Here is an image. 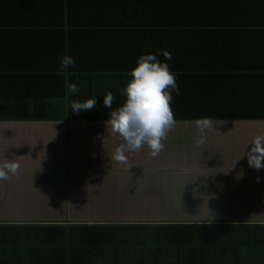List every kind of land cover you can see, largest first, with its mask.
<instances>
[{
    "label": "trees",
    "instance_id": "1",
    "mask_svg": "<svg viewBox=\"0 0 264 264\" xmlns=\"http://www.w3.org/2000/svg\"><path fill=\"white\" fill-rule=\"evenodd\" d=\"M127 1L133 4L132 8H140L139 15L145 22L156 20L158 16V21H170L166 17L168 10L162 7L164 0H113V4L102 5H95L93 0H69L64 12L59 9L51 17H54L55 29L49 30V34L56 42L55 48L48 49L34 38H26L18 49H35L33 56L27 53L28 59L21 63V56L17 53L12 55L7 66L1 68L0 122L106 121L109 109L103 107L104 95L112 93V109L123 103L126 83L123 80L130 79L129 75L123 74L134 67L135 60L142 54H136L141 45L149 44L148 40L141 39L143 35H137V30L115 22L124 19L120 16L126 17L123 8ZM105 9L109 19L103 20L101 12ZM132 14L136 15V12ZM166 32L167 29L157 30L158 40L154 44L157 43V58L162 59L159 62L169 65L176 82L185 79L183 72L195 74L198 78H191L194 86L199 87V78H202V82L209 83L207 93L216 95L217 88L199 76L203 61L194 44L187 41L189 44L173 45ZM159 41L164 42L161 45ZM124 42L132 43L128 55H116L118 59L111 60V53H118L115 48ZM165 52L170 54V60L163 55ZM65 54L73 58L74 65L61 71L60 59ZM69 83L77 85L76 93L67 92ZM182 85L186 89V84ZM190 95L195 99V107L191 103H176V94L171 92L169 105L175 122L204 118L236 120L240 117L241 108L236 106L239 100L232 99L229 103L208 101L204 104L206 108L200 110V95L192 91ZM87 98H96L94 109L78 113L71 111L73 103ZM68 141L71 149L70 140L66 146ZM79 146L83 147L81 141ZM168 148L164 145L155 156L144 152V158L140 152L125 153L126 159L121 164L130 170V175L143 169L145 173H153L139 179L168 181L169 169L181 170L183 166L180 160L170 158ZM108 155V152L101 154L102 158ZM84 162L85 159L81 158L73 163L76 172H71L66 164L63 166L65 172L61 173L52 166L54 162L50 155L47 156L50 167L44 168L41 164L40 173L31 177L36 184L30 189L31 196L26 194L23 198L26 204L18 208L12 205L10 211L3 213L4 218L0 220V264H221L226 259L234 261L240 257L238 243L241 237L251 240L253 228L264 229V225L253 224L250 219H205L201 213L210 206L201 198L186 201L183 189L177 190L179 197L174 204L140 202L145 204L143 209L138 205L139 213H143L157 207L171 211L185 199L181 206L183 215L155 221H125L117 213L124 205L119 206L115 199H108L109 204L104 200L75 205L69 200L66 205L55 202L63 200L66 187L88 197L83 187L87 180L104 189L102 182L107 174L96 170L87 172L91 168ZM9 176L13 177L11 173ZM74 207L82 211V220L70 218ZM62 208L64 211L66 208L68 218L57 221L56 217L64 214ZM50 213L55 215L52 217ZM48 219L52 222L48 223ZM247 243L250 244H245L244 256L253 261V241Z\"/></svg>",
    "mask_w": 264,
    "mask_h": 264
},
{
    "label": "crops",
    "instance_id": "2",
    "mask_svg": "<svg viewBox=\"0 0 264 264\" xmlns=\"http://www.w3.org/2000/svg\"><path fill=\"white\" fill-rule=\"evenodd\" d=\"M68 2L0 0V71L8 65L12 55L19 53L21 63L28 59L27 53L33 56L35 49H18L26 38H34L48 49L55 48L56 42L49 34V30L55 29L52 22L54 17H51L59 9L64 12ZM93 2L95 5L113 4V0ZM132 6L127 1L123 8L126 17L120 16L124 19L115 22L137 30V35H143L141 39L148 40L149 44L141 45L137 56L140 53L158 56L157 43L154 44L158 40L157 30L167 29L166 36L169 41H173V45L189 44L187 41L194 44V49L203 61L199 76L208 79L217 88L216 95L207 93L208 82H202V78H199L200 89L194 86L191 79L197 76L183 72L185 79L176 82L178 92L174 91L175 102L191 103L195 107L191 91L202 99L199 100L200 110L206 108L204 104H208V101L229 103L232 99L239 100L236 106L241 108L240 117L236 120H209L211 129H205L203 137L196 127L197 119L175 122L170 130L172 137L166 146H169L170 158L180 160L183 166L181 170L170 168L167 172L168 181L160 182L139 179L146 174H153L145 173V169L130 175L129 169L112 158V152L120 139L105 121L0 122V161L12 158L18 163L16 174L8 181H0V220L4 218L3 213L11 210L12 205L18 208L26 204L23 198L26 194L31 196L30 189L36 184L31 177L40 173L41 164H44V168L50 167L47 163V156L50 155L54 162L52 166L61 173L65 172L63 166L66 164L71 172H76L73 163L84 158L83 164L91 168L87 172L96 170L107 174L102 182L104 189L93 181L83 182L88 197L66 187L63 200H54L61 205H66L67 200L74 205L101 200L109 204L108 199H115L119 206H138L143 201L145 204H174L179 197L177 190L183 189L188 194L186 189L192 187L201 191L197 197L204 199V204L210 206L203 209V218L250 219L253 224L264 225V167L259 170L250 167L245 155L250 141L257 136H264V0H164L162 7L168 10L166 17L169 22L158 21L159 16L156 20L145 22L139 15L140 8ZM132 12H136V15ZM105 13L106 9L101 12L103 20L109 19ZM163 42L158 43L162 45ZM131 44L124 42L115 48L116 52L123 54L111 53V60L118 59L116 55H128ZM24 54L25 57L22 56ZM182 83L186 84V89ZM67 140L72 143L71 149L69 141L66 146ZM200 140L203 142H198ZM79 141L83 147L79 146ZM102 152H108V157L102 158ZM135 152H140L144 158V152L150 150L145 145ZM178 172L182 175L180 181L176 179ZM195 178H199L198 183H194ZM230 206H235V210ZM238 206L249 207L252 215L247 216L246 211H239ZM135 212H139L138 208ZM70 214L74 220L83 218L82 211L75 207ZM61 218H68L66 208L64 214L56 217L57 221ZM124 220L142 222L148 219L143 214L139 217L137 213V219ZM46 221L52 222L49 219ZM240 240V257L234 261L226 259L221 264H264V229L253 228V239L244 240L241 237ZM251 241L253 261H248L244 256V248Z\"/></svg>",
    "mask_w": 264,
    "mask_h": 264
},
{
    "label": "clouds",
    "instance_id": "3",
    "mask_svg": "<svg viewBox=\"0 0 264 264\" xmlns=\"http://www.w3.org/2000/svg\"><path fill=\"white\" fill-rule=\"evenodd\" d=\"M163 55L171 59L169 53ZM74 65V60L68 55H62L59 69L66 70ZM128 79L124 85V101L112 109L113 95L107 92L102 104L109 109L105 124L115 133L120 143L115 147L113 159L118 162L125 161V153L135 152L142 146H147L151 155L155 156L164 145L162 140L166 133L175 125L169 101L171 92H178L175 75L170 71L167 63L159 62L157 54H141L135 60L134 67L129 70ZM78 87L75 83L67 84V92L76 93ZM96 98H87L83 102H76L70 106L73 113L94 109ZM196 127L201 137L205 129H211L209 119H197ZM202 143L203 141H198ZM250 147L245 154L250 167L259 170L264 167V136H257L249 143ZM18 163L11 159L0 161V181L10 179L9 173L15 175Z\"/></svg>",
    "mask_w": 264,
    "mask_h": 264
},
{
    "label": "rangeland",
    "instance_id": "4",
    "mask_svg": "<svg viewBox=\"0 0 264 264\" xmlns=\"http://www.w3.org/2000/svg\"><path fill=\"white\" fill-rule=\"evenodd\" d=\"M170 130L167 131L165 138L162 140L163 145H168L169 144V138L172 137L171 134H170ZM181 177H182V175L180 174V172H178L176 174V179L178 181H180ZM210 180H213V179L211 178ZM198 182H199V178H195L194 179V183H198ZM197 187H198V185H197ZM186 190L188 191V194H186V195H188L186 201L189 200V199L194 198L195 197L194 195H196V197H197V194H201V191L199 189H194L192 187H190L189 189H186ZM198 198H199V196L196 198V200ZM186 201L184 199V201H182V204H180V206L178 205L175 209H171V211H168V209H162L161 207H157V210H150V209L147 210L146 209L145 212L139 213V212H135L136 208L139 209V206L130 205V206H127V207L123 206L122 207L123 210H121L120 212H117V213H118V215L121 218H124V219H129V218L130 219H137V213H138L139 217H141V214H143L144 217L146 219H148V220H156V219H162V218H167V217H172L173 218L174 216H178V215H183L184 214L181 211V206L184 205V203ZM140 206L143 209L145 204H140ZM222 206L224 207L225 205L222 204ZM230 208L234 211L236 207L235 206H230ZM237 208H239L240 209L239 211H241V212L246 211V215L247 216L252 215V213L249 212V207H247V206H244V207L238 206ZM222 211H225L227 213V211L225 209H223ZM163 212H165V213H163ZM187 212H188V210H187ZM217 214H218V211H217ZM54 215L55 214L50 213V216L53 217ZM248 218H251V217H248ZM140 219H142V218H140Z\"/></svg>",
    "mask_w": 264,
    "mask_h": 264
}]
</instances>
